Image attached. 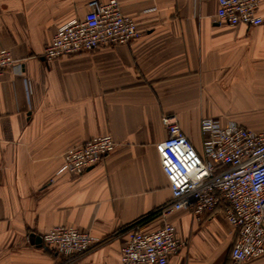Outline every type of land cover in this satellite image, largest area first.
I'll use <instances>...</instances> for the list:
<instances>
[{
    "label": "crops",
    "instance_id": "crops-1",
    "mask_svg": "<svg viewBox=\"0 0 264 264\" xmlns=\"http://www.w3.org/2000/svg\"><path fill=\"white\" fill-rule=\"evenodd\" d=\"M92 1L0 0V48L19 62L0 76V264H68L37 241L56 225L95 238L76 264H122L126 226L172 198L157 151L163 115H176L199 152L205 116L264 131V23H221L217 0H119L139 37L46 60L58 27ZM107 134L118 147L70 173L66 151ZM225 208L171 214L186 245L167 264H229L237 231Z\"/></svg>",
    "mask_w": 264,
    "mask_h": 264
},
{
    "label": "built area",
    "instance_id": "built-area-1",
    "mask_svg": "<svg viewBox=\"0 0 264 264\" xmlns=\"http://www.w3.org/2000/svg\"><path fill=\"white\" fill-rule=\"evenodd\" d=\"M217 18L228 25L259 26V0H217ZM82 18L59 26L43 56L54 60L99 46L129 44L140 36L135 20L123 12L119 0H94ZM19 65L12 51L0 48V76ZM168 137L157 143L162 168L172 198L157 208L162 225L148 231L145 222L125 228L122 264H167L169 257L186 245L168 217L188 210L199 217L226 203L227 221L237 231L229 264H243L264 255V131L257 132L230 121L202 117L203 151L199 152L173 114L163 115ZM112 135L95 136L63 155L70 173L81 175L118 147ZM42 242L76 264L95 238L74 226L56 225L41 235Z\"/></svg>",
    "mask_w": 264,
    "mask_h": 264
},
{
    "label": "trees",
    "instance_id": "trees-1",
    "mask_svg": "<svg viewBox=\"0 0 264 264\" xmlns=\"http://www.w3.org/2000/svg\"><path fill=\"white\" fill-rule=\"evenodd\" d=\"M156 214H157V209H155L154 211L148 213L147 215L141 217L138 221H141V222H147L148 220H150L151 218H155L156 217Z\"/></svg>",
    "mask_w": 264,
    "mask_h": 264
},
{
    "label": "water",
    "instance_id": "water-1",
    "mask_svg": "<svg viewBox=\"0 0 264 264\" xmlns=\"http://www.w3.org/2000/svg\"><path fill=\"white\" fill-rule=\"evenodd\" d=\"M37 241L42 242V238H41V236H38V237H37Z\"/></svg>",
    "mask_w": 264,
    "mask_h": 264
}]
</instances>
